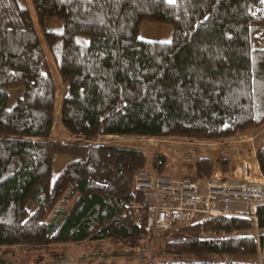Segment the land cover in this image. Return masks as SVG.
I'll list each match as a JSON object with an SVG mask.
<instances>
[{"label":"trees","instance_id":"trees-1","mask_svg":"<svg viewBox=\"0 0 264 264\" xmlns=\"http://www.w3.org/2000/svg\"><path fill=\"white\" fill-rule=\"evenodd\" d=\"M0 0V246L115 238L155 232V211L134 212L132 188L145 153L95 142L98 135L224 141L264 125V0ZM33 12V13H31ZM64 90L49 138L56 83ZM142 22L173 26L170 42L138 38ZM21 90L8 105V89ZM55 156L69 157L52 179ZM264 178V143L255 150ZM196 175L212 159L199 152ZM228 171V158H221ZM152 169L166 161L153 154ZM135 195V197H134ZM264 229L245 215L172 223L165 254H229L228 261L149 260L79 264H259ZM264 264V263H263Z\"/></svg>","mask_w":264,"mask_h":264},{"label":"rangeland","instance_id":"rangeland-1","mask_svg":"<svg viewBox=\"0 0 264 264\" xmlns=\"http://www.w3.org/2000/svg\"><path fill=\"white\" fill-rule=\"evenodd\" d=\"M169 1V0H167ZM175 0H173L174 2ZM28 8L32 9L31 0H26ZM33 10V9H32ZM33 13V12H31ZM35 20V16H34ZM38 32L41 36L43 46L47 58L50 62V67L54 75L56 83L55 92V102H54V123L53 128L50 133L49 138L53 140H66L70 137L62 133L58 127V115L60 100L64 90L63 84L57 74V66L53 62L49 52L46 49L45 42L42 37V32L40 27L35 20ZM173 37V26L170 24L155 23V22H142L139 28L138 38L144 41L152 42H170ZM19 87L8 89V105H12L15 101L16 96L20 92ZM242 139L232 140L233 137L228 138L224 141H211V142H200L196 140H189L183 137H143L136 135H98L93 138L95 142L113 144L118 146H132L135 148L142 149L145 153V163L142 167L143 170L155 173V174H166L172 176L183 175L182 168H186L188 172H191L193 167H195L196 175V157L199 152H217L221 150L220 157H227L231 155L230 150L234 148V152L237 154L236 161H245V166H242V162L237 164L241 167L242 174H250L249 177H245L246 180L259 181L261 177H257V171L254 169V163L251 160V151L254 150L258 145L264 143V125L256 130L244 132L241 135ZM179 139L181 144L176 147V151L181 152L180 154L169 152L166 150V145L168 143L158 141L157 139ZM245 138V139H244ZM248 139L249 141H247ZM247 143H246V141ZM190 141V143H187ZM222 142V143H218ZM171 144V143H169ZM173 145V144H172ZM178 145V144H177ZM244 148H243V147ZM162 152H166L165 156ZM160 154L164 157L166 161V168L163 172H158L151 167V161L153 154ZM228 158V157H227ZM69 157L55 156L53 166H52V179L61 171L66 161ZM238 159V160H237ZM253 159V158H252ZM195 160V161H194ZM236 166V167H237ZM221 167V166H220ZM235 169L234 165L232 171ZM185 170V171H186ZM231 171V172H232ZM237 170V176H238ZM214 172V171H213ZM212 172V174H213ZM225 173L230 178L232 173L229 172V167ZM244 175V174H243ZM242 175V176H243ZM199 178V177H198ZM243 178V177H242ZM205 179V178H199ZM139 205V210L142 207H148L145 203V198L142 202H135ZM149 208V207H148ZM134 211V212H139ZM250 219V218H249ZM204 220V219H203ZM251 220V219H250ZM156 229V228H155ZM160 230L156 229L154 233L149 232L146 237L137 240L136 244H129L127 241H121L115 238H106L104 240H83V241H66L59 243H49L41 245H2L0 246V264H79V263H126L129 261H138L141 259L149 260H176L178 258L182 259H204L213 261H228L237 260L241 257L238 255L229 254H204L201 257L194 255H182L175 256L172 254H165L162 250L163 240L158 234ZM264 232V229H258L254 227L251 233L255 238H259L260 234ZM255 259L259 264L264 263V243H261L258 247Z\"/></svg>","mask_w":264,"mask_h":264},{"label":"built area","instance_id":"built-area-1","mask_svg":"<svg viewBox=\"0 0 264 264\" xmlns=\"http://www.w3.org/2000/svg\"><path fill=\"white\" fill-rule=\"evenodd\" d=\"M157 140L168 143L167 151L181 153L175 149L181 144L179 139ZM181 170L182 176L155 174L143 169L133 175V191L142 192L147 206L155 211L158 230L172 223L190 224L215 216L245 215L255 222L257 207H264L263 177L250 182L233 173L232 177L236 178L217 171L209 178L199 179L195 176V167L191 172L186 168ZM135 202L132 201L131 207L138 211L139 205Z\"/></svg>","mask_w":264,"mask_h":264},{"label":"crops","instance_id":"crops-1","mask_svg":"<svg viewBox=\"0 0 264 264\" xmlns=\"http://www.w3.org/2000/svg\"><path fill=\"white\" fill-rule=\"evenodd\" d=\"M241 135H243V133H241V134H237V135H235L233 138H232V140H237V141H239V139H242V137H241ZM245 139V138H244ZM247 141H249L248 139H246ZM245 140V141H246ZM247 141H246V143H247ZM218 143H222V142H218ZM262 144V143H261ZM243 147V146H242ZM244 148V147H243ZM255 150H256V148H254V150H252L251 151V157L253 158H251V160L253 161V163H254V169H255V171H257V177H262L261 176V174H260V172H259V170H258V166H257V162H256V158H255ZM221 150H218L217 152H215V151H212V152H203L204 154H206V155H208L211 159H212V166H213V171L214 172H217V171H220L221 170V167H220V163H221V157H220V155H221V152H220ZM234 152V148H232V150H230V153H231V155H227V157H228V167H229V172H230V174L231 173H233V174H235V175H237L236 173H237V170H239L238 171V177L239 178H245V177H249L250 176V174L248 175L247 173H243L242 174V171L240 170L241 169V167H239V165H241V164H239V163H241L242 162V166L244 167L245 166V161H243L242 159H241V161L239 162V161H236V157H237V154H233L232 155V153ZM197 158V157H196ZM195 158V159H196ZM238 160V159H237ZM237 164H239L238 166H237ZM233 165H234V167H235V169L232 171V167H233ZM237 166V167H236ZM232 171V172H231ZM213 172V173H214ZM243 175V176H242ZM262 233H264V232H262ZM261 233V234H262Z\"/></svg>","mask_w":264,"mask_h":264},{"label":"snow or ice","instance_id":"snow-or-ice-1","mask_svg":"<svg viewBox=\"0 0 264 264\" xmlns=\"http://www.w3.org/2000/svg\"><path fill=\"white\" fill-rule=\"evenodd\" d=\"M169 2H173V0H169Z\"/></svg>","mask_w":264,"mask_h":264}]
</instances>
